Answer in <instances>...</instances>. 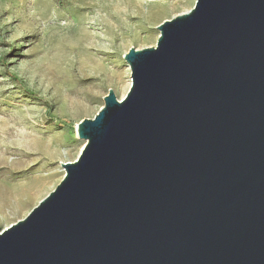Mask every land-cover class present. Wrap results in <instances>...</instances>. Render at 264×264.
<instances>
[{
  "label": "water",
  "instance_id": "obj_1",
  "mask_svg": "<svg viewBox=\"0 0 264 264\" xmlns=\"http://www.w3.org/2000/svg\"><path fill=\"white\" fill-rule=\"evenodd\" d=\"M123 55L0 264H264V0H196Z\"/></svg>",
  "mask_w": 264,
  "mask_h": 264
},
{
  "label": "rangeland",
  "instance_id": "obj_2",
  "mask_svg": "<svg viewBox=\"0 0 264 264\" xmlns=\"http://www.w3.org/2000/svg\"><path fill=\"white\" fill-rule=\"evenodd\" d=\"M195 1L0 0V230L54 190L108 90L126 95L123 55L154 47Z\"/></svg>",
  "mask_w": 264,
  "mask_h": 264
},
{
  "label": "bare ground",
  "instance_id": "obj_3",
  "mask_svg": "<svg viewBox=\"0 0 264 264\" xmlns=\"http://www.w3.org/2000/svg\"><path fill=\"white\" fill-rule=\"evenodd\" d=\"M147 9H148V8H147ZM141 11H142V10H141ZM151 12H152V11H151ZM151 12H150V11H146V12H145V16H148V17L151 16ZM147 20H148V19H147ZM128 68H129V67H128Z\"/></svg>",
  "mask_w": 264,
  "mask_h": 264
}]
</instances>
